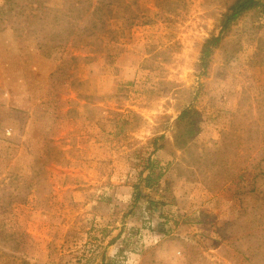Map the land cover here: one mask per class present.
Wrapping results in <instances>:
<instances>
[{
	"label": "rangeland",
	"instance_id": "rangeland-1",
	"mask_svg": "<svg viewBox=\"0 0 264 264\" xmlns=\"http://www.w3.org/2000/svg\"><path fill=\"white\" fill-rule=\"evenodd\" d=\"M32 1L0 30V264H264L261 195L242 190L264 147V0L204 76L235 0ZM55 17L95 27L48 58ZM187 108L199 131L177 149ZM148 158L162 178L132 205Z\"/></svg>",
	"mask_w": 264,
	"mask_h": 264
},
{
	"label": "trees",
	"instance_id": "trees-1",
	"mask_svg": "<svg viewBox=\"0 0 264 264\" xmlns=\"http://www.w3.org/2000/svg\"><path fill=\"white\" fill-rule=\"evenodd\" d=\"M20 0H2V3L0 4V30H3L7 25L13 21V18L16 16H21V10L18 6V2ZM29 1V0H25ZM37 1L34 0L31 3L34 4ZM259 0H235L234 3L230 6L228 9V13L226 15V21L224 25L222 26L221 31L218 33L216 37H212L203 44L201 51H200V59H199V64H198V71L200 72L201 76H204L207 72V67L209 65L210 57L213 53V51L219 46V44L222 41V36L223 33L225 32L226 29L229 28V25L237 19L239 16L244 15L245 13L254 10L259 6ZM26 7V6H25ZM35 10H39V7H35ZM94 13L100 12L99 8H94ZM37 16V15H36ZM56 24H58L60 21V18H56ZM92 21L88 23V25L84 24L82 27H79L78 29H74L71 26H68V23L66 22L65 26H62V22L56 29V32H52L50 40H47L43 38H40L41 40L44 41L45 44H50V47L46 50L47 52L44 53L45 57H52L56 54V50L58 48L65 47V38H68L71 36L73 33L76 36H73L75 42H77V38L79 37L78 35L80 34L81 31H85L86 27L90 28L92 25ZM108 21L107 20H102V28L105 31H108ZM63 27L64 33L67 32V34H63L62 31H60V28ZM92 27H95V25H92ZM48 34V33H46ZM43 34V35H46ZM81 37V36H80ZM78 43V42H77ZM75 49H77L76 45L72 43ZM60 48V49H61ZM95 52V51H93ZM94 56V54L92 55ZM90 59H93L92 57H88ZM76 60V58H75ZM197 112L193 108H187L185 109L178 119L176 120L174 124V129L172 130V135L174 137V146L177 149H184L198 134V122H197ZM158 140H164L163 136L157 137L153 139V147L152 150L153 152L157 150H163L165 149L164 143L161 145H157ZM254 168V169H253ZM244 170H247L248 167L243 168ZM249 169L253 170L251 180L247 182L246 186L242 187V190L246 189L249 187V190L246 191L247 193H253L256 191L258 195H261L260 200L263 203L264 206V197L262 195V191L260 189V183L264 182V147L262 148L261 154L259 158L257 159L256 164L254 167L252 165L249 166ZM159 168L158 166H152L151 165V160L148 158L146 161V166H144V173H141L139 176V181L137 184L133 186V195H132V205H135V203L140 199V195L143 192H149L151 189H154L157 184L159 183L160 179L162 178L161 172L158 171ZM246 187V188H245ZM243 197L239 198V205H240V210L238 213L240 215H244L249 211V203L248 199L246 198V194H241ZM105 198L101 197L96 200V204L100 202H104Z\"/></svg>",
	"mask_w": 264,
	"mask_h": 264
}]
</instances>
